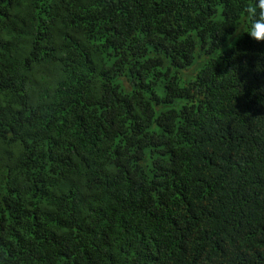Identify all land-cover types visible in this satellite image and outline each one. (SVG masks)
Masks as SVG:
<instances>
[{
    "label": "trees",
    "instance_id": "trees-1",
    "mask_svg": "<svg viewBox=\"0 0 264 264\" xmlns=\"http://www.w3.org/2000/svg\"><path fill=\"white\" fill-rule=\"evenodd\" d=\"M258 4L0 0V264H264Z\"/></svg>",
    "mask_w": 264,
    "mask_h": 264
},
{
    "label": "clouds",
    "instance_id": "clouds-1",
    "mask_svg": "<svg viewBox=\"0 0 264 264\" xmlns=\"http://www.w3.org/2000/svg\"><path fill=\"white\" fill-rule=\"evenodd\" d=\"M258 7L260 9L259 17L253 23L248 33L256 41H264V0H259ZM249 11L255 14V10L249 9Z\"/></svg>",
    "mask_w": 264,
    "mask_h": 264
},
{
    "label": "rangeland",
    "instance_id": "rangeland-1",
    "mask_svg": "<svg viewBox=\"0 0 264 264\" xmlns=\"http://www.w3.org/2000/svg\"><path fill=\"white\" fill-rule=\"evenodd\" d=\"M194 77H195V75H193L191 78H194ZM187 79H188V77H186V76L184 75V76H183V81L186 82Z\"/></svg>",
    "mask_w": 264,
    "mask_h": 264
}]
</instances>
